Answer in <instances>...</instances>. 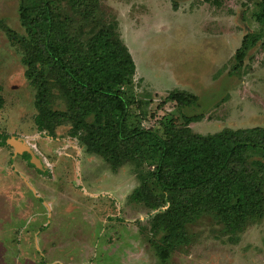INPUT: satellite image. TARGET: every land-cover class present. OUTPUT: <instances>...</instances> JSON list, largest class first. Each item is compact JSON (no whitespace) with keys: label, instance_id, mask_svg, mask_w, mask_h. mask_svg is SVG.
Masks as SVG:
<instances>
[{"label":"rangeland","instance_id":"rangeland-1","mask_svg":"<svg viewBox=\"0 0 264 264\" xmlns=\"http://www.w3.org/2000/svg\"><path fill=\"white\" fill-rule=\"evenodd\" d=\"M258 1L100 0L136 66L127 85L134 92L133 120L159 132L161 121L179 122L175 103H162L176 88L199 98L195 111L183 109L203 115L189 124L194 133L264 127ZM18 4L0 0V133L24 139L45 165L37 168L10 144L0 145V264H264V216L236 235L200 217L187 225V240L160 258L161 233L150 229L156 210L130 199L138 173L150 166L112 168L69 136L67 123L54 137L36 129L35 88L7 32H24ZM252 33L262 36L233 71L234 53ZM54 105L63 107L59 100Z\"/></svg>","mask_w":264,"mask_h":264},{"label":"trees","instance_id":"trees-1","mask_svg":"<svg viewBox=\"0 0 264 264\" xmlns=\"http://www.w3.org/2000/svg\"><path fill=\"white\" fill-rule=\"evenodd\" d=\"M99 1L19 0L24 32H7L19 45L24 77L35 88L36 129L54 137L56 128L67 123L68 135L112 168L125 162L151 167L138 173L130 199L156 210L150 229L161 233L155 249L162 259L187 240V225L200 217H212L234 235L263 217L264 127L194 133L189 124L203 115L183 109L197 108L199 98L176 88L162 103H175L179 122L161 121L159 132L134 121V92L127 85L136 66L120 38L117 20L106 19ZM254 17L264 33V0L257 2ZM261 36H243L233 56V71ZM56 100L63 107L54 105ZM6 138L0 133V145H6Z\"/></svg>","mask_w":264,"mask_h":264},{"label":"water","instance_id":"water-1","mask_svg":"<svg viewBox=\"0 0 264 264\" xmlns=\"http://www.w3.org/2000/svg\"><path fill=\"white\" fill-rule=\"evenodd\" d=\"M6 143L10 144L14 148V153H20L27 152L29 154V161L34 164L37 168L41 169L42 163L40 162V159L38 156L34 153V147L28 146L26 141L22 138H7Z\"/></svg>","mask_w":264,"mask_h":264},{"label":"flooded vegetation","instance_id":"flooded-vegetation-1","mask_svg":"<svg viewBox=\"0 0 264 264\" xmlns=\"http://www.w3.org/2000/svg\"><path fill=\"white\" fill-rule=\"evenodd\" d=\"M33 147V146H32ZM23 153H27V152H23ZM22 153V154H23ZM35 153V152H34ZM36 154V153H35ZM37 155V154H36ZM38 156V155H37ZM41 156H38V158L40 159V162L42 163V166L44 167V165H45V162H44V160L42 159V158H40ZM27 160H29V159H27Z\"/></svg>","mask_w":264,"mask_h":264}]
</instances>
